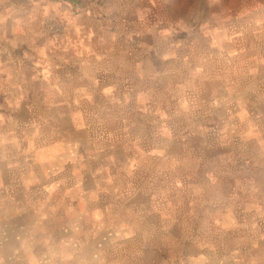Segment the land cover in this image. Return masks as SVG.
<instances>
[{"label": "rangeland", "instance_id": "rangeland-1", "mask_svg": "<svg viewBox=\"0 0 264 264\" xmlns=\"http://www.w3.org/2000/svg\"><path fill=\"white\" fill-rule=\"evenodd\" d=\"M34 1L17 47L0 0V264H264V0Z\"/></svg>", "mask_w": 264, "mask_h": 264}, {"label": "crops", "instance_id": "crops-1", "mask_svg": "<svg viewBox=\"0 0 264 264\" xmlns=\"http://www.w3.org/2000/svg\"><path fill=\"white\" fill-rule=\"evenodd\" d=\"M41 6L35 3L34 0H17V36L19 37L17 40L20 41L17 43V47H20L23 45L22 41L20 40V36H27V35H34L37 33V25L39 18L41 17L42 13L44 10L48 9L49 7H53V5L49 6L48 4L43 6L44 9H40ZM80 29L78 30L77 27H73L72 33H76L77 35L79 34ZM73 46L71 48L72 51L76 53V57L78 59L79 54L83 52L82 49L84 47L82 46V40L80 39H74L73 40ZM21 44V45H20ZM85 50V49H84ZM18 62V59H17ZM19 66V64H17ZM36 80V79H35ZM53 88V87H51ZM46 89V88H45ZM25 92V93H24ZM19 91L17 92L18 95ZM21 93L23 94L24 98H29V97H36V98H43L44 95L52 97H57L59 99H63L65 97H70L69 92H63V91H54L52 89H47L45 90H37L33 93L28 92V91H22ZM1 197V196H0ZM0 204H1V199H0ZM3 217L0 215V222H2ZM22 220L20 218H17V222H21ZM4 256V254H2Z\"/></svg>", "mask_w": 264, "mask_h": 264}, {"label": "built area", "instance_id": "built-area-1", "mask_svg": "<svg viewBox=\"0 0 264 264\" xmlns=\"http://www.w3.org/2000/svg\"><path fill=\"white\" fill-rule=\"evenodd\" d=\"M48 24L51 26V28L56 31V32H60L61 27L59 24H57L54 20H49Z\"/></svg>", "mask_w": 264, "mask_h": 264}]
</instances>
